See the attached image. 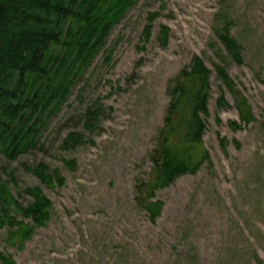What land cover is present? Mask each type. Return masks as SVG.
Listing matches in <instances>:
<instances>
[{"label": "rangeland", "instance_id": "1", "mask_svg": "<svg viewBox=\"0 0 264 264\" xmlns=\"http://www.w3.org/2000/svg\"><path fill=\"white\" fill-rule=\"evenodd\" d=\"M226 26L241 44V63L219 38ZM196 57L210 70V160L155 190L150 200L163 207L152 220L145 188L171 89ZM236 91L252 113L248 124ZM59 103L42 115L35 148L15 159L0 152V182L12 173L10 191L23 205L32 200L24 188L35 185L52 203L22 247L0 227V251L16 264H264V0H135ZM95 110L90 129L86 114ZM72 133L80 139L66 147ZM39 162L63 182L49 186L25 167Z\"/></svg>", "mask_w": 264, "mask_h": 264}, {"label": "trees", "instance_id": "2", "mask_svg": "<svg viewBox=\"0 0 264 264\" xmlns=\"http://www.w3.org/2000/svg\"><path fill=\"white\" fill-rule=\"evenodd\" d=\"M135 0H0V152L15 159L39 143L44 120L59 106L94 52L106 40L110 29ZM166 29L163 30L166 39ZM228 54L238 63L243 61L241 44L226 26L218 33ZM220 78L232 90V80L221 65H216ZM183 81L171 89V102L160 133L158 154L153 156L155 172L147 184L143 203L152 220L160 214L163 202L150 200L155 190L172 183L178 176L193 174L208 160L203 143L208 113L210 70L196 57L183 68ZM237 92V91H236ZM239 95V93L237 92ZM237 106L242 123L248 124L252 113L244 97ZM100 114L90 111L85 125L93 129ZM234 130L241 124L232 121ZM80 139L78 133L66 138V147ZM226 148L227 140L220 137ZM43 183L51 186L63 182L58 169L49 172L44 162L25 166ZM9 180L0 182V227H8L10 243L22 247L36 227L50 218L52 203L40 186L24 188L32 200L23 205L10 191ZM12 212L22 214L19 220ZM3 264H16L11 254L0 251Z\"/></svg>", "mask_w": 264, "mask_h": 264}]
</instances>
